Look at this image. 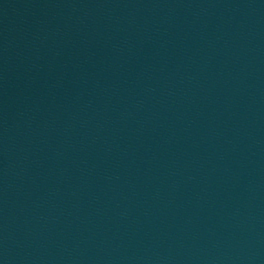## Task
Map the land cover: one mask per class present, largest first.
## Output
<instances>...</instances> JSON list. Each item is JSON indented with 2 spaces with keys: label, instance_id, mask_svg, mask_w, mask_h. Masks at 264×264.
Here are the masks:
<instances>
[{
  "label": "water",
  "instance_id": "1",
  "mask_svg": "<svg viewBox=\"0 0 264 264\" xmlns=\"http://www.w3.org/2000/svg\"><path fill=\"white\" fill-rule=\"evenodd\" d=\"M0 264H264V0H0Z\"/></svg>",
  "mask_w": 264,
  "mask_h": 264
}]
</instances>
